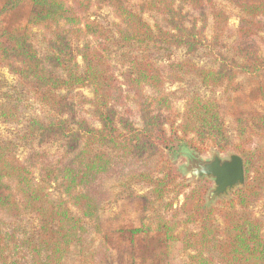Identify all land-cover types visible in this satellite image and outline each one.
<instances>
[{"label": "trees", "instance_id": "trees-1", "mask_svg": "<svg viewBox=\"0 0 264 264\" xmlns=\"http://www.w3.org/2000/svg\"><path fill=\"white\" fill-rule=\"evenodd\" d=\"M221 1L238 11V38L263 31L264 0ZM25 4L27 15L0 29V68L20 87L12 88V94L2 92L0 77V120L21 124V109L36 107L45 121L28 118L17 140L59 142L63 154L42 164L35 176L33 167L16 157L17 140L0 141V264H67L73 254L78 258L71 264H103V259L96 261L99 252L86 243L85 221L97 217L106 197L103 180L115 169L113 159L119 158L155 160L152 169L131 176L132 183L148 187L143 199L146 212L153 215L128 227H96L105 242L116 241L129 250L131 264H171L186 253L190 264H264V224L250 211L264 197V113L236 114L232 138L216 100L185 95L178 114L174 94L164 90L165 82L183 83L191 75L202 87L237 92L239 77L258 78L264 72V60L251 48H239L232 59L216 51L227 13L215 0H3L0 22ZM100 8L111 10L115 30L93 18L92 9ZM190 11L200 14L203 23L189 20ZM146 13L156 18L152 26L143 18ZM34 30L46 46L44 59L33 44ZM113 47L125 60L123 83L109 61ZM180 49L187 55L208 49L216 67L170 62ZM158 61L168 64L162 68ZM44 64L58 74L45 70ZM123 87L139 109L140 127L115 109L125 98ZM84 88L90 89L92 99L81 97V103L89 105L98 128L77 115L71 102L69 95ZM258 94L264 96L262 88ZM179 147L196 154L209 147L231 151L243 162L244 186L230 199L208 206L202 180L174 214H161L158 208L172 210L173 200L188 188L168 158ZM169 195L173 200L165 203ZM25 215L36 225L21 233L19 222ZM187 226L196 230L186 231ZM103 249L108 253L104 242Z\"/></svg>", "mask_w": 264, "mask_h": 264}, {"label": "rangeland", "instance_id": "rangeland-1", "mask_svg": "<svg viewBox=\"0 0 264 264\" xmlns=\"http://www.w3.org/2000/svg\"><path fill=\"white\" fill-rule=\"evenodd\" d=\"M3 0H0V5ZM217 5L221 7L228 15L227 28L221 40V46L216 48V51H220L226 55V57L232 59L231 57L235 55L239 48H251L256 51L257 55L264 60V29L257 36L240 39L236 36V30L238 28V11L232 6L228 5L224 1L215 0ZM29 12V6L27 4L23 5L18 10L14 11L10 15L6 16L0 22V29L12 27L18 20L23 18ZM92 16L105 27L115 30L114 25L117 20L114 18L111 10L109 8L92 9ZM207 15V14H206ZM143 18L151 26L156 20L155 16L152 14H144ZM155 18V19H154ZM189 20H196L197 26L203 23L204 18L195 12L190 11L188 14ZM7 26V27H4ZM211 19L207 16L205 36L207 40L211 36ZM264 28V27H263ZM35 37L33 38V44L38 51L39 56L44 59L46 54V46L42 42L39 36V30H34ZM112 54L109 58L112 64L113 71L119 78L120 83L124 82L122 79V74L125 71L124 59L121 58V51L117 48H112ZM184 60H189L191 63L199 68L203 69H214L216 67L214 56L208 51V49H201L200 51L187 55L185 50H175L172 53L170 62H182ZM79 65L81 61L77 59ZM160 67L164 68L168 62H159ZM45 70L52 71L58 74L57 70L51 69L48 65L44 64ZM165 71V70H164ZM0 77L4 82V89L2 92L11 93L12 88L20 89L17 79L8 72L6 68H0ZM183 83H169L165 82L164 90L174 94V104L173 109L176 113L180 114L183 111L185 95L197 94L205 99L216 100L221 108L222 117L225 122V127L228 130L230 137L234 136V120L238 113H244L246 116L250 112L264 113V96L258 94L260 88L263 89L264 93V72L258 77L241 76L237 79V84L239 89L237 92H226L223 88L210 89L202 87L197 78L188 75L184 79ZM124 99L122 102L115 107L117 112L121 117L128 119L136 127L141 126L139 109L133 101V95L127 91V88L123 87ZM146 93L150 95V90L146 89ZM264 95V94H263ZM71 102L74 106L75 113L80 117L84 118L87 123L92 127H99L98 122L90 113V107L88 104L81 103V97L85 100L92 99V93L90 89L84 88L72 92L70 95ZM28 103H31L29 101ZM21 124H9L3 123L0 120V141L2 140H17L19 136L23 133V127L26 124V120L31 117H38L42 121H45L44 112L40 111L36 107L33 108H23L21 109ZM18 147L15 149L16 157L22 161L26 162L29 166L33 167V172L35 176H38L42 164H46L48 161L53 162L60 159L63 154V149L60 147L59 142L47 141L39 142V140H30L28 143H24L22 140H17ZM233 154L231 151L218 152L214 148H206L202 154H196L193 151L185 147H179L176 153L168 156L172 163L178 168L181 178L184 179L185 184L188 188L184 190V193L180 195L176 200H173V195L167 196L164 202L173 200V209L168 210L162 205L158 208V212L165 213L167 217H170L174 212H176L179 206L184 200L185 194L188 193L190 188L200 183L202 180H206L205 184L208 191L205 195V201L208 206H212L218 200L230 199L233 193L239 189L236 188L229 193L228 197H221L209 200V192L214 188V183L212 180L203 178L200 180H195L189 171L191 165L195 164L198 160L208 162L214 155H218L220 159L227 160L228 157ZM113 159V156L112 158ZM115 164V169L110 170L109 175L103 180L102 189L105 193V201L100 204L97 217L92 221H85V228L87 233L85 234V239L87 245L93 246L99 255L96 257V261L99 262L103 259V264H131L129 262V250L122 244L116 241H106L103 239V235L97 233L96 227L99 225L100 229L105 230L110 227H128L132 225H137L144 219H148L149 216L153 215V212H146V203L143 196H146L149 189L144 184L132 183L131 176L139 172H145L152 169L155 165V160L152 161H135L133 159H113ZM113 167V165H112ZM242 188V187H241ZM51 195L56 197V192L51 190ZM250 211L257 218L261 219L264 224V197L259 201L254 203L250 207ZM138 212V213H137ZM118 219L117 221L115 219ZM180 217H178L179 219ZM36 225L35 220L30 216H23L19 222L20 232L29 231ZM186 231H195V226L185 227ZM103 242L107 244L108 253L103 249ZM78 256L73 254L67 259V264H71V261L77 259ZM171 264H190L188 255L181 254L177 256L174 260L170 261Z\"/></svg>", "mask_w": 264, "mask_h": 264}, {"label": "water", "instance_id": "water-1", "mask_svg": "<svg viewBox=\"0 0 264 264\" xmlns=\"http://www.w3.org/2000/svg\"><path fill=\"white\" fill-rule=\"evenodd\" d=\"M189 171L195 180L207 178L213 181L214 188L209 192V200L228 197L234 189L244 186L243 162L234 154L227 160L220 159L218 155L208 162L198 160L190 166Z\"/></svg>", "mask_w": 264, "mask_h": 264}, {"label": "flooded vegetation", "instance_id": "flooded-vegetation-1", "mask_svg": "<svg viewBox=\"0 0 264 264\" xmlns=\"http://www.w3.org/2000/svg\"><path fill=\"white\" fill-rule=\"evenodd\" d=\"M203 179V178H202Z\"/></svg>", "mask_w": 264, "mask_h": 264}]
</instances>
